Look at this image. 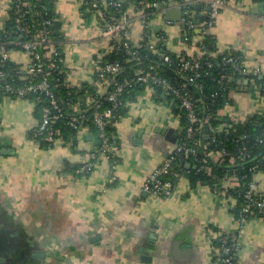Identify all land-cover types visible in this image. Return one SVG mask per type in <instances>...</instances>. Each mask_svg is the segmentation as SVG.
<instances>
[{
    "label": "crops",
    "instance_id": "crops-1",
    "mask_svg": "<svg viewBox=\"0 0 264 264\" xmlns=\"http://www.w3.org/2000/svg\"><path fill=\"white\" fill-rule=\"evenodd\" d=\"M12 1L0 0V30L10 21ZM218 1L212 23V5ZM153 2L141 0L128 9L135 16L147 14L136 22L130 43L138 47L152 42L157 47V32L163 31V46L174 54H236L245 67L260 73L239 76L221 126L252 117L264 122V0H161L160 8L150 13ZM50 3L59 25L63 84L108 92L99 84L98 70L113 48L102 30L107 21L118 20V12L110 6L103 12L90 9L86 0ZM174 10L177 13H170ZM189 16L207 31L205 39L211 38L209 53L201 46L204 38L197 35L191 41L183 31ZM10 62L23 76L31 57L17 50ZM123 107L115 125V163L101 156L91 171L79 173L99 147L96 127L87 126L70 139L48 134L52 142L44 145L38 139L43 109L37 99L1 98L0 228L9 232L17 251L11 259L1 257L0 264H215L226 233L240 238L238 264H264V216L241 224L234 212L237 199L222 195L218 186L194 184L182 174L168 196L144 191L148 177L178 144L182 125L175 105L149 87ZM209 135L204 130V143ZM188 163L186 168L196 167ZM255 179L263 188L264 171ZM14 238L18 245L12 243Z\"/></svg>",
    "mask_w": 264,
    "mask_h": 264
},
{
    "label": "built area",
    "instance_id": "built-area-1",
    "mask_svg": "<svg viewBox=\"0 0 264 264\" xmlns=\"http://www.w3.org/2000/svg\"><path fill=\"white\" fill-rule=\"evenodd\" d=\"M41 2L44 0H36ZM91 7L99 12H103L106 6L121 9V4L118 2L107 0H92L88 1ZM220 2H214L212 5V23L215 21L218 13V6ZM40 15L43 16L42 29L36 30L31 25L23 23L18 18H24L27 14L34 10H31L32 4L30 0H13L11 10L16 15L17 22L14 31V35L9 40L0 39V100L4 96L29 98L36 96L37 100L41 104H45L43 109V118L38 128V134L51 135L52 128L55 122L66 116L65 111L60 105L59 98L55 95L51 87V72L59 68V65H63L62 50L57 40L54 37L53 28L57 23L56 19L50 16L46 5L42 4ZM152 8L156 11L160 8L159 2H153ZM34 7H37L34 4ZM147 15V14H146ZM146 15H132L129 10L119 11V18L117 21H107L103 30L102 36L108 39L112 43V48L115 50L119 46L125 49H133L134 46L128 40V37L134 28L137 21H143ZM184 24L190 30H193L202 38L207 37V31L199 29L193 20H184ZM202 42V41H201ZM14 46V47H11ZM118 46V47H117ZM145 46L157 53L158 56L164 59L166 62H170V57L161 49L157 48L152 42H146ZM139 47V46H138ZM17 50H23L27 52L31 57V65L26 71V74L18 78L19 84H15L7 80L8 73L5 70L7 62L11 60V54ZM135 55V53L133 54ZM231 66L239 76L247 77L250 75H258L259 69H250L245 67L239 57H235L233 54L223 55L221 59H209L204 58L203 54L183 58L179 64L177 73L180 77L184 78L187 83H173L168 79H163L155 73L145 72L143 70H137L132 77H126L122 82H117L116 78L123 70L119 62H107L103 64L98 72L101 88H109L114 86L111 92H106L102 89H97L95 96L106 95L105 100L110 103L108 108L102 106L101 101H97L95 109L92 114L93 125L99 131V147L90 152L89 161L84 164L79 173H85L91 171L101 156H108L115 163L116 155L114 154V138L108 133V126L118 119V112L121 108L122 102L120 96L123 94L126 87L134 86L136 84H143L146 87L152 88L153 91L161 89L160 96L169 102H178L180 108L186 112L187 122L182 125L183 136L180 137L178 144L170 155L164 160V162L157 167L152 174L148 177L144 185V191L154 196H168L173 190V182L168 178L172 169L177 163L184 161H193L196 166L199 165V170L206 171L208 174H212V168L208 166V158L201 155V147L196 143L197 136L203 130L209 132L210 140L216 141V135L221 132H228L227 126L215 125L213 123L214 118L210 113H207L204 117L201 114L200 105L203 103L202 99L197 97L189 86H195L198 92L203 94V88L198 84V80L202 77L212 76L213 72L220 67ZM62 73V71H60ZM60 81L57 79L56 82ZM234 79L222 75L218 80V86L220 88V96L227 105V93L230 99V93L232 91L228 89L227 83H233ZM264 87V82H263ZM229 90V92H228ZM93 96V97H95ZM215 96H211V105H215ZM91 98L88 99L90 102ZM226 107V106H225ZM225 107L220 108L216 112L217 118L223 117V110ZM75 108V109H74ZM75 113L70 115L68 122L69 126L77 132L84 130L87 127L89 120L86 110L76 104L73 107ZM180 121V120H179ZM181 124V123H180ZM264 126V125H263ZM250 137L247 134L241 135V139ZM255 142L257 144L264 143V128L260 134L254 135ZM229 156L230 162L235 163L238 161H245L247 158L245 149L239 152L237 157H234L226 149H220L218 152H210L209 157L213 158L216 162L221 161L223 157ZM255 164L251 167L250 172L252 175L251 180L245 181L246 176H238L237 174H227L221 181L222 185L226 187L224 189L221 185L218 187L222 195H228L233 189L234 195L243 198V205L236 213L237 219L241 224H244L247 220L254 217H260L264 214V187L260 188L257 184L255 177L262 171H264V158L255 157ZM240 238L238 235L226 233L221 237V248L218 255V261L215 264H238V254L240 251Z\"/></svg>",
    "mask_w": 264,
    "mask_h": 264
},
{
    "label": "trees",
    "instance_id": "trees-1",
    "mask_svg": "<svg viewBox=\"0 0 264 264\" xmlns=\"http://www.w3.org/2000/svg\"><path fill=\"white\" fill-rule=\"evenodd\" d=\"M52 0H44L41 2H37L36 0H30L32 7L31 10H34L35 12H31L27 14L24 18H18L16 15L13 14V11L11 12L10 21L7 25V28L4 30H0V39L1 40H9L14 35L12 32L15 29L17 18L18 20L25 22L26 24L31 25L34 29L39 30L43 27V16L40 15V10L42 9L40 5L44 4L48 8V11L50 13V16L53 17L52 14V7L51 2ZM88 1L92 0H86V7L92 9L91 5L88 3ZM114 1V0H109ZM117 2H120L121 9L116 10L115 12H118V18H119V11H126L130 7L139 5L141 0H116ZM149 2H153L155 0H148ZM161 1V0H156ZM34 4L37 5V7H34ZM113 8V7H112ZM113 10V9H109ZM154 9L150 8L148 12H153ZM110 19L112 17L108 15ZM189 19L193 20L192 17H188ZM113 21H116L112 19ZM59 30V25L56 23L53 31H54V37L57 40L58 36L56 35ZM183 31L188 34L189 39H196L197 33L193 30L188 29L187 27L183 28ZM147 33V32H146ZM157 34L160 37V41L157 44V48H161L169 57L170 62L164 61L163 58L157 55L156 52L149 50L147 46H145L146 42H141L139 47H135L133 49H125L122 46H117L115 50L109 55V57L106 60L107 62H119L123 68L121 74L117 76L116 81L122 82V80L126 77H132L134 72L137 70H143L146 73L152 72L157 74L163 79H168L173 83H187L186 80L179 76L177 73V70L179 68V64L181 62V59L188 58V55L184 54H174L166 50L164 44H166V36L163 31L157 32ZM210 43L211 38H207L204 40L203 44L201 46L204 47V51L206 53L210 52ZM198 42L195 44L197 46ZM14 47V46H11ZM135 53V55H133ZM235 57H238L236 54H233ZM63 57V56H62ZM204 58L209 59H221L220 57H211L209 55H204ZM16 68L13 67L11 62H7L5 70L8 73L7 80L10 82H13L15 84H19L18 78L21 76L20 70H15ZM62 71V73H60ZM64 70L62 65H59V68L55 71L51 72V87L55 93V95L60 100V105L63 108V110L66 113V116L64 118L58 119L52 128V138H56L59 136H64L65 139H70V137H74L77 134V131L71 128L68 124L70 120V115L75 113L73 111V105L77 102L82 103V109L86 110L87 116L89 118L88 122L86 123L89 127H94L93 125V112L95 109V104L97 101H101L102 106L104 108H108L110 106V103L105 100V97L107 94L102 96H95L96 90L89 86L84 85L81 88H68L65 86L62 82V79L64 77L63 74ZM222 75H226L227 77H231L234 79L233 83H227L228 89L231 90V88H235L237 84V79H239L238 73L231 67V66H225L220 67L219 69H216L212 76L209 77H202L198 80V84L202 86L203 88V94L198 92V89L195 86L190 85L189 88L191 91L195 93V95L202 99L201 107V114L204 117L207 113H210L212 115L213 123L215 125L222 124V122H225L223 118H217L216 112L220 109L226 106L224 103L225 101L220 96V88L218 86V80L222 77ZM57 79H60V81L56 82ZM115 86V85H114ZM114 86H111L108 88V93L111 92L114 89ZM146 88L143 84H136L134 86L126 87L123 94L120 96V100L122 102L121 108L118 112V117L123 114L124 112V103L126 100L133 97L138 91H142ZM158 95L161 94V89H156L155 91ZM229 92V90H228ZM217 94L218 96H215V105L212 106L210 103L211 96ZM95 96V97H93ZM91 98L90 102H88V99ZM31 99H37L36 96H32ZM229 96L227 93V103L229 102ZM38 101V100H37ZM39 103V102H38ZM173 105L176 107V115L178 119L180 120L181 125H185L187 122L186 112L180 108L178 102H172ZM40 107L43 108L45 104L39 103ZM117 122V120H116ZM116 123L115 121L112 122L107 130L109 135L112 138H115L116 134ZM264 122L257 121L255 117L250 118L249 120L245 122L240 123H229L227 126V130L230 133L227 132H221L220 134L214 136L216 141L213 142L212 139L209 140L207 143L203 142V130L196 138V143L200 145L201 149V155L208 158V166L212 168V174H208L206 171L199 170V165L196 166V163L193 161H184L182 163H177L174 168L172 169L170 175L168 178L173 182V184L176 183L178 176L182 174H187V176L190 178L192 183L200 182L202 184H207L213 188L216 186L223 187L226 189L224 185H222L221 181L223 178L226 177L227 174H237L238 176H246L245 181L248 182L251 180L252 175L250 172L251 167L255 164V157H263L264 158V143L263 144H257L255 142L254 135L260 134L264 128ZM184 132V131H183ZM182 132V136L184 135ZM247 134L250 137H247L245 139H241V135ZM39 141H42L44 145H47L51 143L52 141L47 140V134L46 135H39L38 134ZM115 140V139H114ZM116 141H114L115 143ZM220 149H226L233 155L234 157H237L239 155V152L243 149L246 151L247 158L245 161H236L235 163L230 162V157L225 156L222 158V160L215 161L213 158L209 157L210 152H218ZM190 162L195 168H186V163ZM231 192L228 195L234 196L237 199V206L235 209V213L238 212L240 207L243 205V198L237 197L234 195L233 189H230ZM261 217L264 216V214L260 215Z\"/></svg>",
    "mask_w": 264,
    "mask_h": 264
},
{
    "label": "flooded vegetation",
    "instance_id": "flooded-vegetation-1",
    "mask_svg": "<svg viewBox=\"0 0 264 264\" xmlns=\"http://www.w3.org/2000/svg\"><path fill=\"white\" fill-rule=\"evenodd\" d=\"M4 229L6 230V228H4ZM4 229L0 228V259H3L4 255L8 256V258L11 259V258H13L14 253L17 251V248L12 247L10 245V241H9V237H8L9 236V234H8L9 232H7L5 234V232H4L5 230ZM18 242H19V239L18 238H14L12 243H15L16 245H18ZM1 257H3V258H1Z\"/></svg>",
    "mask_w": 264,
    "mask_h": 264
},
{
    "label": "water",
    "instance_id": "water-1",
    "mask_svg": "<svg viewBox=\"0 0 264 264\" xmlns=\"http://www.w3.org/2000/svg\"><path fill=\"white\" fill-rule=\"evenodd\" d=\"M179 11L180 10H178V13H179ZM170 13H177V10H174V11H171ZM207 20H208V18H206ZM172 133H173V130L172 129H170V130H168V138L169 139H171L172 140V138L170 137L171 135H172ZM206 133H208V131L206 130ZM191 166V164L190 163H188L187 164V167H190Z\"/></svg>",
    "mask_w": 264,
    "mask_h": 264
}]
</instances>
